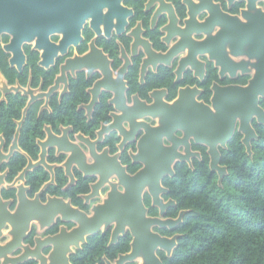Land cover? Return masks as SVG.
Instances as JSON below:
<instances>
[{
  "label": "flooded vegetation",
  "instance_id": "flooded-vegetation-1",
  "mask_svg": "<svg viewBox=\"0 0 264 264\" xmlns=\"http://www.w3.org/2000/svg\"><path fill=\"white\" fill-rule=\"evenodd\" d=\"M252 1L37 0L41 9L45 7L44 12L58 18L52 27L59 32L49 35L52 46L37 47L35 41L22 43L24 62L20 70L15 63H10L12 50L3 48L10 42L9 36L1 35L0 49L14 73L11 81L0 72V109L4 113V118H0V217L13 216L16 221L12 225L6 218L0 226V231L7 224L10 227L1 231L0 245L13 239V228L20 243L11 248V252L15 251L8 257L19 259L11 262L3 258L0 264H42V257L44 264H60L58 261L63 256L60 249L65 246L63 252L74 246L71 252L64 253L69 264H74L72 256L76 251L86 244L88 237L102 231L87 235L85 242L76 248L72 243L78 234L100 229L105 218L113 216L96 213L91 222L78 224L72 220V209L92 214V206L105 198H102V189L108 186L110 191V183L118 182L115 173H103L112 169L114 160L125 167L124 174L133 175L142 168L138 158L142 136L147 141L144 154L153 153L160 134L164 145L184 153L186 140L181 138L185 131L184 137L190 142L189 152L193 153L191 161L202 156L201 149L193 145L204 147L209 158L208 147L189 136L184 113L179 110L186 106L191 107L188 110L193 114H199L200 109L190 99L211 105L214 90L245 86L253 77L256 58L234 46L238 36L244 34L237 31L254 25L252 20L247 22L250 18L261 20L264 44V0H255L259 10L253 9ZM36 12L38 17L33 18L35 21H31L29 28L44 29L45 16L39 10ZM80 17L84 18L81 37L70 40L63 33L75 28ZM4 35L7 39H3ZM222 42L227 47H222ZM31 58H35V72L30 65ZM244 68L247 70L242 71ZM167 77L172 78L171 82L162 83ZM161 79L164 80L160 82ZM186 87L195 88V92L183 97L181 105H171ZM262 99L259 105L264 110ZM193 107L198 109L192 110ZM155 108V116L147 113ZM15 111H18L17 117L11 115ZM161 115L165 129L155 128L162 124ZM253 117L251 125L256 137L251 138V151L253 142L259 139L257 129L264 130V123ZM129 118L135 121L133 126ZM174 120L177 125L172 124ZM238 124L237 120L234 134L238 132ZM238 133L242 138V133ZM227 143L225 147L217 145L221 157ZM98 162L105 167L97 165ZM177 162L182 161L176 160L173 164V175ZM96 183L98 192L93 194ZM117 189L124 191L122 184ZM168 192L167 188L159 194L164 202L173 200L165 198ZM142 196L146 214L158 216L159 209L153 205L149 192L145 191ZM94 198L99 200L93 203ZM175 206V201L166 206L163 218H176L168 215L169 209ZM23 210L27 212L26 217L35 213L25 223L17 219ZM63 210L68 214L63 216ZM35 215L38 218L32 217ZM61 227L65 228V234ZM152 229L157 231L156 227ZM8 230L9 239L4 234ZM107 230L111 231L109 227ZM159 231L168 237L174 235ZM25 249L30 253L24 252ZM103 259L107 264V258Z\"/></svg>",
  "mask_w": 264,
  "mask_h": 264
},
{
  "label": "water",
  "instance_id": "water-1",
  "mask_svg": "<svg viewBox=\"0 0 264 264\" xmlns=\"http://www.w3.org/2000/svg\"><path fill=\"white\" fill-rule=\"evenodd\" d=\"M31 2L33 1L0 0V40L2 34H7L9 36L10 42L4 44L3 48L5 50H12L10 63L11 65L15 63L19 70L24 62V54L20 48L23 42L35 41L37 47H40V44H44L46 47L52 46L53 43L49 35L59 32V30L52 27L53 24L57 22L58 18L44 12L43 10H45V7L42 8V10L37 0L32 4ZM252 7L253 9L259 10V8L256 7L255 0L252 1ZM37 10L41 11L42 15L45 16L46 21L44 29L40 28L38 30L29 28L31 21H35L33 18L38 17L39 12H36ZM69 15L68 13V16ZM83 21V17L78 18L76 27L66 29L63 34L66 33L70 40L79 39L81 37L80 29ZM250 21L254 25L249 26L246 30L241 29V31H237L238 33L244 31V34L240 37L238 36L236 44L234 45L237 49H242V52L246 53L248 56L252 54L257 60L255 73L248 81V84L245 86L235 85L220 88L217 92L214 90L210 99L211 105H206L201 101L194 102V100L190 99L193 106L200 109L198 110L199 114L190 112L189 110L191 107H189L188 110L186 106H183L184 108L179 110L182 111L180 113H184L183 121H186L185 125L188 127L189 136H193L196 143H203L208 147L209 168L211 171H215L218 174V184L221 183V179L227 173V169L226 166L220 164L221 155L217 145L220 144L222 147L226 146L227 141L234 134L236 121L238 120L239 124L237 131L242 133L241 142L245 146L246 152L250 155L252 152L250 141L251 138L256 137L251 125V118L256 116L259 123H264V110L259 105L260 97H264V52H262L264 44L262 42V26L261 20L256 21L252 18H250L249 21L247 20V22ZM227 37L229 38V35ZM38 40H41V42H38ZM222 47H227V45H224L222 42ZM246 48L249 49V52H245ZM44 56L45 55H43V57ZM48 58L51 61L53 59L52 57ZM40 63H42V61H40ZM144 65L145 64L142 65V70L144 69ZM246 70V68L242 69V71ZM194 92L195 88L186 87L181 89L178 97L171 105H181L183 97ZM196 107H193L192 110H197L198 108ZM185 133L184 131V135ZM196 133L199 137L194 136ZM184 135L182 137L186 140L184 153H179L175 147L164 145L162 142V134L158 135L155 140L157 145L152 150L153 153H147L139 160L143 166L133 175L124 174L125 167L117 160H114L113 166L110 165V167L116 169L121 175L125 176L124 179L122 181L118 179V182L110 183V191L106 194V197L101 203L92 206L91 215H85L78 209L73 208L74 211L80 213L82 217H84V221L87 223L92 221L98 208L101 209L103 213H116L115 216L108 219L109 222L115 217H118V219L114 221L116 225L111 228L108 245L116 244L119 237L124 236L126 230L129 231L131 235L130 250L119 254L114 262L107 260V264H123L126 261L131 262L134 260H138L139 264H163L157 251L162 250L167 256H170L173 248L176 246L178 234L168 237L161 235L152 228L156 226L159 228L172 229L182 220L184 210H181L176 218H160L166 206L173 204L174 201L170 199L164 202L159 194L167 191V188L162 185L161 180L164 176L173 175V164L176 160L185 161L189 166L192 165L190 155H193V153L189 152L190 142ZM143 137L144 136H142L141 139H145V137ZM194 155L198 154L194 153ZM114 158L115 157L112 159ZM29 167L30 165H28L25 170ZM144 181H150L152 183V187L149 188L148 192L152 197L153 205H156L159 209L158 216H148L146 214L147 209L144 206L142 196L143 189L145 188L144 184L142 186ZM122 182L129 183L128 186L122 185L124 191L117 189V185L122 184ZM98 185L97 183L93 185V194L98 192ZM56 200L58 202L61 201V199ZM19 206H22V204L19 203ZM74 221L78 224L81 223L79 219ZM126 227H128V229H126ZM64 229V227H61L62 234H65L63 232ZM106 230L107 226L105 225L101 231L103 233ZM79 242L84 243L85 236L81 235ZM79 242L74 244L76 248L80 247ZM68 252H71L70 246L64 253ZM38 255L39 257L41 256L40 253H38ZM61 262L62 264H69L68 257H61L58 263Z\"/></svg>",
  "mask_w": 264,
  "mask_h": 264
},
{
  "label": "trees",
  "instance_id": "trees-1",
  "mask_svg": "<svg viewBox=\"0 0 264 264\" xmlns=\"http://www.w3.org/2000/svg\"><path fill=\"white\" fill-rule=\"evenodd\" d=\"M30 65L33 72L37 71L35 58L30 59ZM0 72L12 81L14 71L1 49ZM171 80L167 77L162 83ZM204 97L207 99L208 94ZM260 103L264 108V99ZM11 115L17 117L18 111ZM0 118H4L2 109ZM257 134L252 156L246 154L240 133L235 132L228 141L227 148L221 151L220 164L226 166L227 173L220 184L218 174L209 168L204 147L196 145L193 147L202 151L201 159H193L192 167L185 161L177 162L174 175L163 179L169 189L165 198L176 203L168 215L176 217L184 210L174 229L160 230L169 236L178 234L170 256L158 250L163 264H264V130L257 129ZM109 238L110 230L88 237L72 256L73 263L105 264L104 257L112 262L130 250L129 232L113 245H108Z\"/></svg>",
  "mask_w": 264,
  "mask_h": 264
},
{
  "label": "bare ground",
  "instance_id": "bare-ground-1",
  "mask_svg": "<svg viewBox=\"0 0 264 264\" xmlns=\"http://www.w3.org/2000/svg\"><path fill=\"white\" fill-rule=\"evenodd\" d=\"M24 43V42H23ZM188 60V59H187ZM151 106V105H150ZM146 109H149V108H146ZM156 111H157V109L155 108V109H153V110H151V111H147V113L149 114V115H152V116H155V113H156ZM159 112V111H158ZM160 113V112H159ZM137 115H140V114H137ZM136 115V116H137ZM256 117V116H255ZM160 120H161V122H162V124L161 125H159V126H157V127H155V128H160V127H162V129H165V128H167V126L165 125V123H164V120L162 119V115L160 116ZM251 120H252V118H251ZM129 122H131L132 123V126H133V124H134V120L132 121V120H130V118H129ZM115 123H117L116 122V120H115ZM142 123V122H141ZM141 123H139V124H141ZM173 125H177V123H176V120H174L173 121V123H172ZM185 128H188L187 126L185 127ZM161 129V130H162ZM186 134V133H185ZM194 136H198L199 137V135H197V133L194 135ZM181 138V137H180ZM181 139H184V138H181ZM147 146V141H146V139H143V140H141V143H140V150H141V153L140 154H138V158H139V160L141 159V158H143L144 156H145V154H147V153H143V150L145 149V147ZM70 161H73V158H72V156L70 157ZM97 165H101L99 162H98V164ZM101 167H105V166H103V165H101ZM104 170V169H103ZM115 173L116 174V177L120 180V181H122L123 179H124V177L125 176H123V175H121L116 169H111V170H105V172H103V173H106L107 175H109V174H111V173ZM123 176V177H122ZM139 183H140V181H139ZM143 184H145V186H146V184L147 183H145V182H143L142 183V186H143ZM122 185H127L128 186V183L127 182H122ZM152 187V183L151 182H149L148 184H147V191H149V188H151ZM143 194V193H142ZM1 209H0V216H2L1 215ZM61 213L63 214V216H65V214H68V212H66L65 210H63V211H61ZM96 213H103L102 212V210L101 209H99L98 208V210H97V212ZM34 215L35 213H31L30 215H28L27 217H26V215H27V212H25L24 210L18 215V221H20V220H23V223H25L26 222V220L31 216V215ZM71 214H73V218H74V220L75 219H79V222H85L84 221V217H82V215L80 214V213H78V212H76V211H74L73 209H72V211H71ZM108 214H109V212H107V213H105V215L106 216H108ZM116 215V213H112V216H115ZM97 216V215H96ZM95 216V217H96ZM26 217V218H25ZM32 217H34V218H38V216L37 215H35V216H32ZM6 218H8V221L12 224V225H14L15 224V221H16V218H14L13 216H11V217H0V226L6 221ZM25 218V219H24ZM31 218V217H30ZM160 218H162L163 219V216L161 215L160 216ZM108 219H109V217H106L105 218V220H104V224L107 226V225H109L110 223H112V222H114L115 220H117L118 219V217H115V220H113V221H109L108 222ZM103 221V220H102ZM22 223V224H23ZM80 223V224H81ZM116 225V223L114 224V226ZM113 226V227H114ZM127 229H128V227H126ZM99 229L98 228H94V229H92L91 231H90V233H88V234H86V235H90V234H94L96 231H98ZM15 232V230H14V228H13V230H12V233H13V239L10 241V242H7V243H4V244H1L0 245V257H2V256H6V254H8V253H10L12 250H11V248L13 247V246H15L16 244H19L20 243V240L17 238V235L14 233ZM0 233H1V231H0ZM85 236V235H83L82 234V231L78 234V236L74 239V241H73V243L72 244H75V243H77V242H79L80 241V236ZM50 239V238H49ZM19 240V241H18ZM66 247V246H65ZM65 247L64 248H61V249H63V250H61L60 249V251H62V253H63V258H65V257H67L66 255H64V249H65ZM68 248V247H67ZM36 250L37 249H34V250H32V251H35L36 252ZM24 252H26V253H30V251H28V249L26 250L25 249V251ZM23 252V253H24ZM18 257V256H17ZM61 256L59 255V258H60ZM8 259L9 261H11V262H14V261H16L17 259H19V257L18 258H16V257H13V258H8V257H4V259ZM15 258V259H14ZM41 261H42V264H44V262H45V259H44V257H42V259H41ZM7 262V261H6ZM125 263V262H124ZM123 263V264H124ZM60 264H62V262L60 263Z\"/></svg>",
  "mask_w": 264,
  "mask_h": 264
},
{
  "label": "rangeland",
  "instance_id": "rangeland-1",
  "mask_svg": "<svg viewBox=\"0 0 264 264\" xmlns=\"http://www.w3.org/2000/svg\"><path fill=\"white\" fill-rule=\"evenodd\" d=\"M149 117H150V116H149ZM151 118H152V117H151ZM253 118H254V117H253ZM253 118H252V119H253ZM155 119H157V121H158V117H156ZM152 122H154V121H152ZM113 175H114V177H116L115 174H113ZM108 191H109V187H108V186L102 189V198L106 197V194H107ZM145 191H147V189H146ZM145 191H144V192H145ZM144 192H143V194H144ZM92 200H93V203H94V202L98 201L99 199H98V198H94V199H92ZM99 202H100V201H99ZM89 214H90V212H89ZM32 222H34V223H38V225H40V223L37 222L36 220H33ZM6 226L9 227L8 224H7ZM6 226H5V227H6ZM44 226L46 227V225H44ZM44 226H43V227H44ZM104 226H105V224L102 225V227H101L99 230H102ZM113 226H114V223H110L109 225H107V228L109 227V228L111 229ZM5 227L1 230L2 233L5 232V230H4ZM154 227H156V226H154ZM9 228H10V227H9ZM156 228H159V227H156ZM126 229H127V228H126ZM4 234H7L8 239L10 238V236H9V230H8L6 233H4ZM86 236H87V235H85V237H86ZM8 239H7V240H8ZM79 243H80V245H81L82 242H79ZM73 247H74V246H72L71 249H72ZM14 251H15V250H14ZM14 251H13V252H14ZM13 252H10V253L6 254V256H2V257H0V259H3L4 257H9ZM125 263L139 264V261H138V260H136V261L134 260V261H131V262L126 261ZM125 263H124V264H125ZM9 264H10V263H9Z\"/></svg>",
  "mask_w": 264,
  "mask_h": 264
}]
</instances>
